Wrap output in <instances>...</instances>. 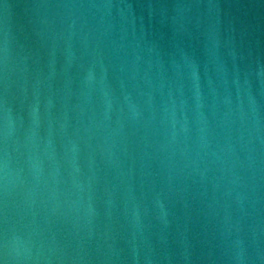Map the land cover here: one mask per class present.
Here are the masks:
<instances>
[{
  "label": "water",
  "instance_id": "95a60500",
  "mask_svg": "<svg viewBox=\"0 0 264 264\" xmlns=\"http://www.w3.org/2000/svg\"><path fill=\"white\" fill-rule=\"evenodd\" d=\"M0 264H264V0H0Z\"/></svg>",
  "mask_w": 264,
  "mask_h": 264
}]
</instances>
